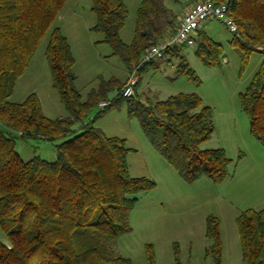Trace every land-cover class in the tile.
Segmentation results:
<instances>
[{"label": "trees", "instance_id": "16d2710c", "mask_svg": "<svg viewBox=\"0 0 264 264\" xmlns=\"http://www.w3.org/2000/svg\"><path fill=\"white\" fill-rule=\"evenodd\" d=\"M66 0H0V264H131L116 253L113 242L130 232L129 214L140 195L154 188L147 177L130 175L126 161L129 148L124 138L107 136L94 120L110 108L126 107L135 117L155 151L187 183L207 177L221 183L230 174V159L222 148H206L214 131L212 110L194 92H179L163 100L142 102L124 98V85L112 77L81 99L75 88L74 57L66 37L52 26ZM162 0H140L135 12L130 43L119 32L127 16L122 0H91L95 16L92 30L131 70L152 45L169 39L175 23L162 17ZM226 4L227 16L236 25L229 44L242 66L252 52L262 55L257 70L238 94L247 117L250 135L264 147V0H212ZM49 31L45 59L53 88L68 112L62 118L46 117L33 93L23 101H9L16 81L26 70L41 38ZM194 53L204 65L219 63L222 45L201 26L194 36ZM178 56V45L167 47L164 56ZM168 60V59H167ZM158 65L143 63L138 71ZM196 79L186 64L178 68ZM116 91L109 105L87 121L92 108ZM77 123V127L73 125ZM21 138L55 140V159L37 156L22 160L15 147ZM241 257L245 264H264V209L247 208L235 218ZM206 253L221 264L222 242L218 219L208 215ZM174 262L180 264L177 246ZM148 264H154L146 246Z\"/></svg>", "mask_w": 264, "mask_h": 264}, {"label": "rangeland", "instance_id": "374dc122", "mask_svg": "<svg viewBox=\"0 0 264 264\" xmlns=\"http://www.w3.org/2000/svg\"><path fill=\"white\" fill-rule=\"evenodd\" d=\"M139 1L125 0L126 4L123 1L128 12L119 35L125 43L132 40ZM198 1L162 0V17L157 20L159 26H167L165 20L174 24L188 7ZM90 5L91 0H66L52 25L58 26L68 41L74 57V85L82 100L87 98L91 89L99 86L101 80L114 77L125 82V75L128 76L132 70H127L119 56L112 53L111 47L102 42V34L92 30L95 16ZM205 30L222 45L218 64L204 65L194 53L193 46L178 45V56L167 54L156 67L151 65L137 71L133 97L142 102H154L179 92L198 94L203 104L210 106L214 125L213 133L201 147L224 150L230 159V174L224 181L214 183L203 176L194 182H185L159 156L145 137L138 120L130 117L123 105L106 110L93 123L105 135L125 139L126 146L130 148L126 161L131 176L147 177L155 182L154 188L140 195L131 209L130 232L119 236L112 244L114 251L129 258L131 264H148L146 246L151 248L154 264H175V245L180 264H214L206 253L210 244L205 237L208 215L218 219L221 264H245L235 218L247 208L264 209V147L250 135L247 117L238 100V94L249 83L262 55L252 52L242 66L237 50L229 44L232 33L222 22L207 21ZM48 37L49 31L41 38L26 70L16 81L9 101L18 103L33 93L46 117L62 118L68 116V112L52 86L44 53ZM182 64L192 70L196 79L179 72ZM114 93H108L109 100ZM98 112L97 104L86 120L90 121ZM77 126V123L73 125L74 128ZM0 128L4 129L1 124ZM13 134L16 135V150L25 161L34 156L54 160L55 143L72 136L45 140ZM0 241L7 242L1 229Z\"/></svg>", "mask_w": 264, "mask_h": 264}, {"label": "built area", "instance_id": "2783aa9c", "mask_svg": "<svg viewBox=\"0 0 264 264\" xmlns=\"http://www.w3.org/2000/svg\"><path fill=\"white\" fill-rule=\"evenodd\" d=\"M218 20L222 22L229 32H236V25L227 16L226 4H216L212 0H199L186 13H184L174 34L166 41L150 46L141 56L137 65H135L127 76L124 85L119 93L124 98H130L134 95V88L138 80V69L143 63L159 60L164 57V51L167 47L173 45H194V36L197 30L207 21ZM103 100L98 103L99 111L105 109L112 99Z\"/></svg>", "mask_w": 264, "mask_h": 264}, {"label": "crops", "instance_id": "0c3cea01", "mask_svg": "<svg viewBox=\"0 0 264 264\" xmlns=\"http://www.w3.org/2000/svg\"><path fill=\"white\" fill-rule=\"evenodd\" d=\"M124 2H125V0H123ZM139 3H140V1H139ZM125 4H126V2H125ZM194 4H192L190 7H188L182 14H181V16L184 14V13H186L192 6H193ZM91 11V10H90ZM181 16L179 17V19L175 22V26H177V24H178V22H179V20H180V18H181ZM206 23V22H205ZM205 23L204 24H202V27L205 29ZM93 26V25H92ZM91 26V27H92ZM91 27H90V29H91ZM165 40H167L166 38L165 39H163L162 40V42L163 41H165ZM161 59H159V60H155L154 62L155 63H159V61H160ZM125 77H127V75H125ZM125 80V79H124ZM130 149V148H129ZM141 177V176H140Z\"/></svg>", "mask_w": 264, "mask_h": 264}]
</instances>
